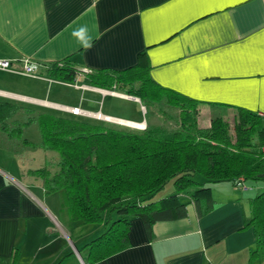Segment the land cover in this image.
I'll return each mask as SVG.
<instances>
[{
	"label": "crops",
	"instance_id": "crops-1",
	"mask_svg": "<svg viewBox=\"0 0 264 264\" xmlns=\"http://www.w3.org/2000/svg\"><path fill=\"white\" fill-rule=\"evenodd\" d=\"M26 58L38 65L33 76L20 72ZM0 59L12 61L0 69V103L17 109L10 126L19 112L21 121L48 113L153 125L124 86L89 80L144 64L156 84L193 99L207 127L233 107L264 113V0H0ZM64 60L76 69L71 81L47 74V63ZM31 123L22 138L37 146L24 137ZM17 140L0 126V264H264L250 224V198L264 185L255 192L245 181L209 184L221 202L203 214L189 202L184 217L156 221L149 232L130 219L128 244L88 262L86 244L98 235L87 239L103 223L85 235L39 181L9 169L4 152L16 158L25 145Z\"/></svg>",
	"mask_w": 264,
	"mask_h": 264
},
{
	"label": "trees",
	"instance_id": "trees-1",
	"mask_svg": "<svg viewBox=\"0 0 264 264\" xmlns=\"http://www.w3.org/2000/svg\"><path fill=\"white\" fill-rule=\"evenodd\" d=\"M46 67L47 74L65 80L76 74L66 60ZM89 80L96 86H124L146 109H176L175 126L131 130L48 113H28L24 121L14 120L10 126L8 119L17 109L0 103L3 131L35 146L22 138L24 126L34 121L39 146L58 154L54 171L46 164L27 174L47 193L63 192L72 221L103 223L101 234L86 244L88 262L123 249L132 218H140L149 232L156 221L184 217L189 202L200 214L210 210L209 184L264 182V119L257 113L233 107L230 115L215 116L209 126L201 127L196 102L156 84L144 64L124 72H93ZM196 175L203 180H196ZM170 181L172 194L153 199ZM250 206L256 247L264 250V190L250 198Z\"/></svg>",
	"mask_w": 264,
	"mask_h": 264
},
{
	"label": "rangeland",
	"instance_id": "rangeland-1",
	"mask_svg": "<svg viewBox=\"0 0 264 264\" xmlns=\"http://www.w3.org/2000/svg\"><path fill=\"white\" fill-rule=\"evenodd\" d=\"M161 109H165V110L161 111ZM140 112H141V114L143 113L142 109H140ZM19 114H20L19 119L23 120L25 117L23 112H19ZM174 114H176V109H173L170 107L166 108L164 106H161V108L155 106L153 109H150V108L147 109L146 118L148 120V123H151L153 125H162L164 127L171 128V127L175 126ZM202 118L204 120L207 119V117H202ZM199 122L201 124H204L202 122V120L201 121L199 120ZM100 123H102V122H100ZM103 124L111 125V126H115V127L123 128V129H131V130L132 129L142 130L145 128L144 126L136 127V126L123 124V123L116 124V123H107V122L105 123L104 122ZM24 137H28L30 140L37 142V143L40 142V134H39L38 128H37L35 123H31L29 125V128L25 129ZM27 146L28 145L25 144L24 146H20L19 148L16 149L18 151L16 158L11 157L4 152V157H7V158L12 159L14 161L13 164H9L10 162H5L6 166L11 170H15V169L20 170L22 181L25 182L28 180L35 179L31 175L27 174L29 170H34V169L42 167L46 164L48 165V167L50 168L51 171H54L57 168V161H58L59 157H58V154L56 152L47 151V154L45 155L43 149L39 145L34 146V147H29V146L27 147ZM195 179L198 181L203 180V178L200 175H196ZM35 180H37V179H35ZM37 181H39V180H37ZM248 184L251 185V189H253L256 192L257 191L256 185H260V184L264 185V182L248 181ZM260 190H264V189H260ZM172 191H173V185H172V181H170L160 191H158L154 195L153 199H158V198L170 195V194H172ZM49 194L51 195V197H53V199L56 201V203L61 205L62 209H65V211L67 212V215H68V208L66 205V200H65V196H64L63 192L57 191V192H52ZM222 199H223V195L217 194V192L214 191L213 199H212L213 203L214 204L219 203L222 201ZM73 222L75 223V225L77 224L80 226L81 230H83L85 235H87V233L89 231V227L92 226L90 224H83L80 221H73ZM80 228L78 230H80ZM101 232H102V229H100L97 233H95V235H92L91 237H89V239H87V240H90L93 236L99 235ZM82 254H84V252Z\"/></svg>",
	"mask_w": 264,
	"mask_h": 264
},
{
	"label": "built area",
	"instance_id": "built-area-1",
	"mask_svg": "<svg viewBox=\"0 0 264 264\" xmlns=\"http://www.w3.org/2000/svg\"><path fill=\"white\" fill-rule=\"evenodd\" d=\"M10 60L7 59H0V69H4V70H10L12 65H11ZM37 63L32 62L29 59H23L22 63H21V67H20V72L24 75H34L36 69H37ZM69 112H71L74 115H79L81 114V111L79 110V108H70ZM258 115L261 118H264V113H258ZM240 182H242V186H243V181L240 179Z\"/></svg>",
	"mask_w": 264,
	"mask_h": 264
},
{
	"label": "bare ground",
	"instance_id": "bare-ground-1",
	"mask_svg": "<svg viewBox=\"0 0 264 264\" xmlns=\"http://www.w3.org/2000/svg\"><path fill=\"white\" fill-rule=\"evenodd\" d=\"M107 119H109V118H107ZM115 121L120 122V123H123V124L133 125V126H136V127H142V126H144L143 124H139V123H132V122L120 121V120H115Z\"/></svg>",
	"mask_w": 264,
	"mask_h": 264
}]
</instances>
